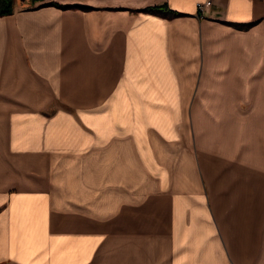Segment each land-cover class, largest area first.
Returning a JSON list of instances; mask_svg holds the SVG:
<instances>
[{"label":"crops","instance_id":"crops-1","mask_svg":"<svg viewBox=\"0 0 264 264\" xmlns=\"http://www.w3.org/2000/svg\"><path fill=\"white\" fill-rule=\"evenodd\" d=\"M0 264H264V0H16Z\"/></svg>","mask_w":264,"mask_h":264},{"label":"trees","instance_id":"trees-1","mask_svg":"<svg viewBox=\"0 0 264 264\" xmlns=\"http://www.w3.org/2000/svg\"><path fill=\"white\" fill-rule=\"evenodd\" d=\"M16 0H0V16L10 15L15 10ZM43 0H32V2H38Z\"/></svg>","mask_w":264,"mask_h":264},{"label":"built area","instance_id":"built-area-1","mask_svg":"<svg viewBox=\"0 0 264 264\" xmlns=\"http://www.w3.org/2000/svg\"><path fill=\"white\" fill-rule=\"evenodd\" d=\"M208 4H209V3H208ZM205 6H206V4H199V5H198V7H199L200 10H204Z\"/></svg>","mask_w":264,"mask_h":264}]
</instances>
